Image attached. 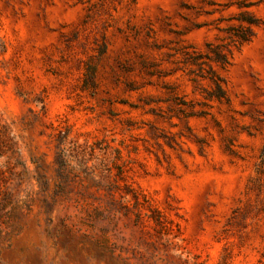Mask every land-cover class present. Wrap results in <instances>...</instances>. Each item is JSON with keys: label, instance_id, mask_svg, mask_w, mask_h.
<instances>
[{"label": "rangeland", "instance_id": "374dc122", "mask_svg": "<svg viewBox=\"0 0 264 264\" xmlns=\"http://www.w3.org/2000/svg\"><path fill=\"white\" fill-rule=\"evenodd\" d=\"M0 264H264V0H0Z\"/></svg>", "mask_w": 264, "mask_h": 264}, {"label": "trees", "instance_id": "16d2710c", "mask_svg": "<svg viewBox=\"0 0 264 264\" xmlns=\"http://www.w3.org/2000/svg\"><path fill=\"white\" fill-rule=\"evenodd\" d=\"M217 55H219L218 57H219V59H221L220 57V54H217ZM10 198V197H9ZM7 215L9 216V217H11V216H13L14 215V211H9V212H7ZM1 232H3V230H1Z\"/></svg>", "mask_w": 264, "mask_h": 264}]
</instances>
